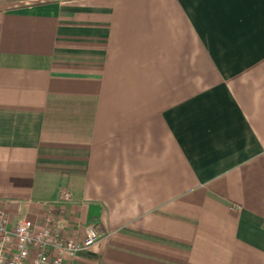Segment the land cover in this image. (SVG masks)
<instances>
[{
    "label": "crops",
    "instance_id": "1",
    "mask_svg": "<svg viewBox=\"0 0 264 264\" xmlns=\"http://www.w3.org/2000/svg\"><path fill=\"white\" fill-rule=\"evenodd\" d=\"M0 210L96 224L66 264H264V0H0Z\"/></svg>",
    "mask_w": 264,
    "mask_h": 264
},
{
    "label": "built area",
    "instance_id": "2",
    "mask_svg": "<svg viewBox=\"0 0 264 264\" xmlns=\"http://www.w3.org/2000/svg\"><path fill=\"white\" fill-rule=\"evenodd\" d=\"M59 197L69 201L71 193L63 189ZM8 223L6 212L0 210V264H66L104 236L96 224H91L81 241L64 237L63 223L54 218H46L39 227L29 219L19 220L12 229Z\"/></svg>",
    "mask_w": 264,
    "mask_h": 264
}]
</instances>
